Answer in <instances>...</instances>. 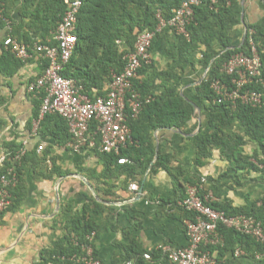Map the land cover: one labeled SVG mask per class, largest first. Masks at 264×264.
<instances>
[{
	"label": "trees",
	"instance_id": "1",
	"mask_svg": "<svg viewBox=\"0 0 264 264\" xmlns=\"http://www.w3.org/2000/svg\"><path fill=\"white\" fill-rule=\"evenodd\" d=\"M2 1L6 5L5 14L11 20V29H8L7 34L27 43H33L38 39L46 41L57 29L68 8L67 0H24L21 8L23 20L16 22L12 16L13 0ZM183 2L184 0H83L76 30L78 44L62 74L82 85L85 92L92 98L105 95L106 93L103 92L105 83L111 82L114 72L123 71L126 64L125 57L127 53L135 49L138 35L143 31H153L157 28L158 13L167 20L171 19ZM241 12L242 6L239 0H231V4L221 2L216 8H211L209 2L204 1L195 8L194 18L187 27L189 36L178 34L176 44L169 49L173 59L170 68L166 71H155L148 79L134 80L135 88L144 97L151 95L153 99L144 104L137 118H129L133 136L138 144L129 145L128 148L122 149L120 154L103 153L97 147L95 148L96 154L101 156L108 170L114 166L132 174L140 166L143 170L151 166L153 173L161 169L169 171L180 186L181 195L175 200V204L185 197L190 185L200 182L199 179L184 173L180 166H172L171 154L159 153L155 159L157 153L153 132L159 128L169 127L182 128L189 133L196 132L197 125L186 129L195 116V108L180 94L179 88L183 84L184 64L191 62L192 54L204 47L201 63L205 69H208V73L195 90L198 100L206 103V113L209 118L208 123L203 124L200 131L190 137L195 149L194 163L200 167L205 166L214 150H219L221 156L229 162L227 170L220 177L232 178L237 186L243 187L251 179L248 176L257 173L261 175L260 181L264 184V106L253 107L239 101L236 105L230 101L218 102L217 94L212 88V82L216 78L230 82L229 76L221 72L222 65L238 52L250 54V39L254 40L264 60L262 50L264 25H250L247 38L242 45H236L233 42L230 32L240 22ZM6 27L7 23L0 18V32ZM169 28L171 27L156 33L151 52L157 39ZM32 32H37L39 35L33 36ZM216 41L221 50L214 48ZM43 61L45 70L48 62L45 59ZM23 64L24 61L10 49H7L0 58V69L6 75H13ZM151 65L152 63L144 64L139 73L149 69ZM178 68L181 69L180 72ZM154 77L160 78L163 82L164 90L161 94H155L151 89ZM43 94L44 91L39 94L36 102V117L40 112ZM234 124H238L242 132L236 131L233 128ZM96 128L97 125L93 122L91 131H95ZM38 132L42 137L54 136L59 145H66L72 140L67 121L59 114L47 115L41 121ZM248 145H255L250 153L245 152ZM5 148V153L9 156L19 150L14 141L5 142ZM123 156L131 162L119 164L118 160ZM39 158L42 161L38 162L44 168L43 160H46V157L39 156L36 151L27 152L22 162L15 164L19 182L12 191V204L5 211L0 212L2 222L8 212L20 208L27 194L26 176L29 164L33 163L37 167L34 162ZM11 164L5 161L0 166V186L2 175ZM54 168L59 174L62 172L59 167ZM53 172L54 170L51 171ZM243 174L244 178L241 177ZM47 177H50V174ZM90 197L91 201L84 204L82 210L64 222L67 232L65 239L57 241L52 247L43 248L38 260L33 264H76L73 257L82 253L87 235L95 231L96 240L100 233L99 225L92 218L93 213L108 208L93 196ZM212 206L229 215L252 216L261 221L264 226V194L246 206L234 207L228 201H216L212 203ZM179 208L183 211L184 218L193 217L192 212ZM219 231L224 236V245L202 246L203 249L212 253L217 252L218 264L240 263L235 255L238 248L245 252L239 259L246 260V264H264V260L256 258L258 252L264 251V244L250 235L223 225L219 227ZM123 249L125 262L133 260L134 264H171L162 249H145L136 242L123 246ZM95 253L97 254V251ZM145 253H150L151 259H146Z\"/></svg>",
	"mask_w": 264,
	"mask_h": 264
},
{
	"label": "crops",
	"instance_id": "2",
	"mask_svg": "<svg viewBox=\"0 0 264 264\" xmlns=\"http://www.w3.org/2000/svg\"><path fill=\"white\" fill-rule=\"evenodd\" d=\"M239 1L242 6L240 22L230 32L236 45L244 43L250 25H264V0ZM23 2L13 0L12 16L16 22L23 20ZM7 31L8 27L0 32V58L9 49L4 44ZM32 35L39 34L32 32ZM177 39V32L173 28L167 29L155 43L151 67L141 71L137 79H148L155 71L168 70L173 64L169 49L176 44ZM213 46L221 50L217 41ZM203 49L195 51L191 62L184 64L183 84L179 88L185 99L199 106L194 118L186 126L189 129L197 125L196 132L189 133L182 128L155 130V159L159 153L171 154L172 166H180L184 173L200 182L206 179L203 186L206 191L215 194L217 202L228 201L234 207L246 206L264 194L260 174L252 173L248 176L251 179L243 187L237 186L232 178L220 177L227 170L229 162L221 156L219 150H214L205 166L200 167L194 163L195 149L190 137L198 133L209 118L206 103L198 100L195 90L208 73V69L201 63ZM43 60L36 54L24 61L13 75H6L0 69V166L6 154L5 142L14 141L19 148L26 145L28 152L36 151L39 156L46 157L43 160L44 168L38 162L42 161L41 158L34 162L37 167L33 163L29 164L27 194L20 208L8 212L3 218L4 222L0 219V264H33L37 261L43 248L52 247L57 241L65 239L67 232L64 222L82 210L84 204L91 201L90 196L108 206L92 215L100 228L94 242L96 256L104 264H126L123 246L132 242L145 249H162L167 257V247L187 246V218L183 217V211L174 203L180 198V186L169 171L161 169L153 173L151 166L146 170L140 166L132 174L114 166L108 170L101 156L96 154V147L76 151L68 145L69 142L59 145L54 136L42 137L34 131L36 102L40 92L30 91V84L43 73ZM177 70L180 72L181 69ZM151 83L152 91L161 94L164 90L162 80L154 77ZM109 84L105 83L103 92L107 93ZM233 128L242 132L238 124H234ZM41 144L44 145L43 150L38 149ZM254 147L248 145L245 152H252ZM55 166L61 169L60 174ZM45 174H50V177ZM134 182L139 184L138 191L130 189ZM213 255L218 259L217 252ZM238 261L246 264V260L239 257Z\"/></svg>",
	"mask_w": 264,
	"mask_h": 264
},
{
	"label": "built area",
	"instance_id": "3",
	"mask_svg": "<svg viewBox=\"0 0 264 264\" xmlns=\"http://www.w3.org/2000/svg\"><path fill=\"white\" fill-rule=\"evenodd\" d=\"M204 1H208L211 8H216L224 1L231 4V0H184L171 19L167 20L158 13L157 28L153 31H143L138 35L135 49L125 57L123 71L114 72L107 93L96 98L86 93L84 87L74 79L62 74L78 44L76 30L83 0H67L68 8L62 20L44 42L35 40L33 43H27L7 34L4 44L18 58L26 61L38 54L48 62L44 72L30 84V91L40 93L44 91L34 131L38 133L40 123L47 115L59 114L66 119L72 134V140L68 145L76 151L97 147L103 153L120 154L122 149L128 148L129 145L138 144L133 136L129 118H137L144 104L150 102L153 97L151 95L144 97L135 88L134 80L138 78L144 64L152 63L151 48L156 33L171 27L177 34L189 36L187 27L194 18L195 8ZM5 13V2L0 0V18L7 23L8 29H11V20ZM250 46V54L238 52L223 63L221 72L229 76L230 82L220 78L213 80L212 88L217 94L218 102L230 101L236 105L239 101L253 107L264 106V60L253 39H250ZM93 122L97 125L95 131H91ZM38 149L43 150L44 145H39ZM27 152L26 145H23L15 154L11 156L4 154L2 157L3 163L9 161L12 164L7 167L1 178L0 212L12 204V191L19 182L15 164H20ZM118 162L126 164L131 161L123 156ZM205 181L203 178L201 182L190 185L185 197L176 204L192 212L193 217L185 219L189 244L178 248L170 246L166 249L171 264H218L217 257L202 246L224 245V236L219 231L221 225L250 235L264 244V226L261 221L246 214L229 215L214 208L212 203L217 199L212 191H206L203 186ZM130 189L138 191L139 184L132 183ZM95 237V231L87 235L82 253L73 257L76 264H104L96 256ZM244 254L240 248L235 252L237 257ZM144 257L150 259L151 255L146 253ZM256 258L264 260V251L258 252ZM126 264L134 262L129 260Z\"/></svg>",
	"mask_w": 264,
	"mask_h": 264
},
{
	"label": "water",
	"instance_id": "4",
	"mask_svg": "<svg viewBox=\"0 0 264 264\" xmlns=\"http://www.w3.org/2000/svg\"><path fill=\"white\" fill-rule=\"evenodd\" d=\"M243 15V14H242ZM247 33H248V31L246 32V38H247ZM246 38H245V40H246ZM207 72H208V70H207ZM187 100L190 102V103H192L193 104V106H194V108H195V110H199V106H198V104H196L195 102H193L192 100H190V99H188L187 98ZM169 128H171V127H169ZM174 129H176V128H174ZM177 130V129H176ZM88 183V182H87ZM88 185L91 187V185L88 183ZM0 251H2V250H0Z\"/></svg>",
	"mask_w": 264,
	"mask_h": 264
}]
</instances>
